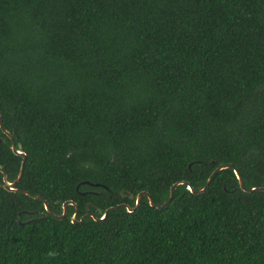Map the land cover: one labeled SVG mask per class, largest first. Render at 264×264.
<instances>
[{
	"label": "trees",
	"instance_id": "1",
	"mask_svg": "<svg viewBox=\"0 0 264 264\" xmlns=\"http://www.w3.org/2000/svg\"><path fill=\"white\" fill-rule=\"evenodd\" d=\"M0 115L15 187L58 215L227 163L263 186L264 0H0ZM11 144L0 264H264V191L233 168L73 223L3 187Z\"/></svg>",
	"mask_w": 264,
	"mask_h": 264
},
{
	"label": "water",
	"instance_id": "2",
	"mask_svg": "<svg viewBox=\"0 0 264 264\" xmlns=\"http://www.w3.org/2000/svg\"><path fill=\"white\" fill-rule=\"evenodd\" d=\"M0 127L1 129L3 130V132L12 140V144H11V148H12V151L17 154V155H21L23 157V160H22V163H21V167H20V171H19V174H18V177L14 180V181H9L7 179V174L5 171H3V187L6 188L7 190H11V191H20L22 193H25L33 198H37V199H42L43 202H44V206H45V209L46 211L51 214L54 218L58 219V220H61V219H64L67 215V207L68 205H73L75 206V212L71 215L70 219L73 223H82L84 221V219L87 217V216H91L93 217L94 219L96 220H103L106 218L107 214L109 213V211H111L112 209H116V208H119V207H125L127 209V211L129 212H132L134 210H136L139 206H140V202H141V199L143 196H147L148 199H149V203L151 206H154L156 208H162L164 207L165 205H167L168 203H170L173 199V196H174V191L175 189L181 185V184H186L187 185V188L193 192V193H202V192H205L207 187L209 186V184L211 183V181L213 180V178L215 177V175L222 169H225V168H233L234 169V172L238 178V181H239V184L241 186V188L245 191H249V192H253V191H264V185L263 186H258V187H253V188H245L244 184H243V179H242V176L238 170V168L232 164V163H227V164H224V165H221V166H218L216 169L213 170V172L211 173V175L209 176V178L207 179V182L206 184L203 186V188L199 189V190H195L194 187L188 182V181H185V180H182V181H178L176 183H174L170 189V195H169V198L163 203V204H155L154 201H153V198L152 196L147 192V191H141L139 192L136 197L134 196V194H131L130 197L131 199H134L136 200L135 202V206L134 207H130L128 204L126 203H121V204H118L116 206H112V207H109L107 208L103 215L100 217V218H96L94 216V214L92 213H86L84 214L83 216H81L79 219H78V213H79V210H78V207H77V204L76 202H74L73 200H67L65 201L63 204H62V209H63V212L62 214H55L51 208H50V205L48 204V202L45 200V198L43 196H40V195H32L30 194L29 192L27 191H24V190H21V189H17L15 187L16 183L21 179L22 175H23V172H24V169H25V163H26V153L23 151L22 149V144L21 143H18L16 144L14 138H13V135L4 128L3 126V123H2V118H1V115H0ZM2 170V166L0 165V171ZM96 186L98 184H95ZM121 194H124L123 191H121ZM87 209H89V206L87 205ZM101 212V210H99Z\"/></svg>",
	"mask_w": 264,
	"mask_h": 264
}]
</instances>
